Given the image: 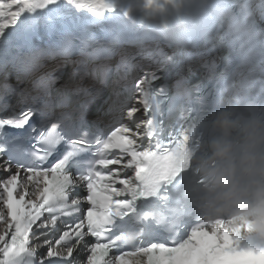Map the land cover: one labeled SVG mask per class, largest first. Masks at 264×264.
<instances>
[{"label":"snow or ice","instance_id":"1","mask_svg":"<svg viewBox=\"0 0 264 264\" xmlns=\"http://www.w3.org/2000/svg\"><path fill=\"white\" fill-rule=\"evenodd\" d=\"M112 11L0 0V264H264V239L198 213L187 122L159 137L147 78L110 70Z\"/></svg>","mask_w":264,"mask_h":264},{"label":"clouds","instance_id":"2","mask_svg":"<svg viewBox=\"0 0 264 264\" xmlns=\"http://www.w3.org/2000/svg\"><path fill=\"white\" fill-rule=\"evenodd\" d=\"M179 2L153 0L147 7L161 13ZM211 127L215 135L196 152L189 148L190 171L202 181L195 186L197 211L205 220L224 219L264 239V108L250 106L237 115L226 107Z\"/></svg>","mask_w":264,"mask_h":264},{"label":"bare ground","instance_id":"3","mask_svg":"<svg viewBox=\"0 0 264 264\" xmlns=\"http://www.w3.org/2000/svg\"><path fill=\"white\" fill-rule=\"evenodd\" d=\"M260 5H264V0H259ZM259 5V6H260ZM147 12V6L144 5V0H114V11L109 12V15H113L112 18H119V17H137V18H144ZM136 39L131 43L125 42L122 47L119 49L123 54L120 55L115 60L114 68L110 70L114 72L116 78L119 75H126L132 74L135 72L138 73L140 70V66L142 64H146V60L148 57H152L153 62L151 61L152 69L148 72V76L146 77V85L156 83L159 78L162 76L164 72L165 65L161 63L160 59H158L155 55L156 53V45L155 44H148V45H141L140 39L135 35ZM146 62V63H145ZM148 65V64H147ZM121 68V69H118ZM150 70V69H149ZM248 66L242 65L240 68L237 69L233 79V85L235 86L237 83V90L235 91L236 95H244L243 92L249 90V86H251V80L254 81L261 80L264 81V76H259V74L252 72ZM156 78L152 79V74L156 73ZM241 76V78H239ZM257 79V80H256ZM246 81L247 84L245 87L241 89L239 86L243 85V82ZM239 82V83H238ZM251 82V83H250ZM264 83V82H263ZM236 87V86H235ZM134 92V91H133ZM93 115H97L96 111L94 110ZM103 119H107V117H102Z\"/></svg>","mask_w":264,"mask_h":264},{"label":"rangeland","instance_id":"4","mask_svg":"<svg viewBox=\"0 0 264 264\" xmlns=\"http://www.w3.org/2000/svg\"><path fill=\"white\" fill-rule=\"evenodd\" d=\"M153 59L154 58H152V57H148L147 58V60H146L147 63L145 62L146 64H142L140 66V70H138V73H137L136 78H139V77H147L148 76L147 70H149V67H147V66H151L149 64H151V61L153 62Z\"/></svg>","mask_w":264,"mask_h":264}]
</instances>
